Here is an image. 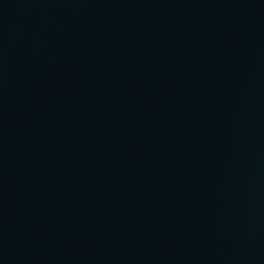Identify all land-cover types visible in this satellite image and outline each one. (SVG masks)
Returning a JSON list of instances; mask_svg holds the SVG:
<instances>
[{"label":"water","instance_id":"1","mask_svg":"<svg viewBox=\"0 0 264 264\" xmlns=\"http://www.w3.org/2000/svg\"><path fill=\"white\" fill-rule=\"evenodd\" d=\"M0 264H264V0H0Z\"/></svg>","mask_w":264,"mask_h":264}]
</instances>
